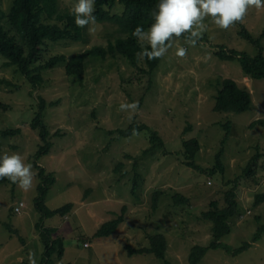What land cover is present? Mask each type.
Returning a JSON list of instances; mask_svg holds the SVG:
<instances>
[{
    "label": "rangeland",
    "instance_id": "rangeland-1",
    "mask_svg": "<svg viewBox=\"0 0 264 264\" xmlns=\"http://www.w3.org/2000/svg\"><path fill=\"white\" fill-rule=\"evenodd\" d=\"M58 2L61 12H70L76 0ZM0 5L5 11L7 0H1ZM115 8L123 10L120 4ZM204 23L207 30L195 46L190 39L172 40L150 76L140 75L121 56H108L89 58L82 84L72 83L60 64L44 70L38 87L32 88L16 66H6L0 57V102L9 105V110L0 113L1 153L20 154L34 173L30 190L17 183L0 185V264H31L33 258L37 264H166L154 254L142 252L149 246L148 235L154 232L165 236L170 264H189L191 249L211 240V224L202 220L200 213L213 200L222 206L224 192L234 180L241 214L232 219L230 232L220 242L233 249L243 243L250 247L236 256L209 249L199 264H264V234L253 241L264 223V201L255 204L256 196L264 195V125L249 127L257 120L264 121V79L246 76L238 60L222 61L214 56L220 46L251 58L257 55V48L241 35V27L253 38H260L264 55V7L250 6L243 19L228 29L219 28L211 17ZM4 27L10 36L15 35L5 22ZM85 34L82 43L48 42L40 63L52 56L70 57L95 46L106 47L123 36L116 25L96 22L86 25ZM180 47L187 50L183 57L177 55ZM225 78L249 90V110L214 111L216 80ZM39 98L46 102L43 123L54 135L50 152L38 160L55 178L45 205L54 210L72 203L65 216L43 218L34 205L39 183L34 156L42 143L30 124ZM125 102H137L138 108L122 111L120 104ZM133 122L149 126L163 145L144 154L153 146L151 134L140 131L123 138L115 132ZM226 122L231 126L221 158L223 171L210 176L207 172L214 166ZM17 128V135L2 136L3 131ZM193 138L199 141L195 160L203 172L188 167L181 153L182 142ZM258 151L262 156L256 172L246 176L243 169ZM134 181L136 195L130 191ZM154 190L165 194L153 210ZM176 193L188 203H175L172 197ZM20 201L24 207L14 213L12 209ZM122 213L123 222L111 236H94L103 223ZM36 225L57 228L52 237L63 238L61 258L55 252L49 262L44 261ZM8 226L18 234L10 233Z\"/></svg>",
    "mask_w": 264,
    "mask_h": 264
},
{
    "label": "trees",
    "instance_id": "trees-1",
    "mask_svg": "<svg viewBox=\"0 0 264 264\" xmlns=\"http://www.w3.org/2000/svg\"><path fill=\"white\" fill-rule=\"evenodd\" d=\"M1 3V0H0ZM158 0H96L95 11L93 15L96 17V23H111L116 25L118 32L123 34L121 38L114 42L109 41L106 47L95 46L82 52L74 53L70 57L64 55L52 56L45 59L44 63H40L42 59L43 46L48 42H84L85 30L79 28L74 22V17L70 15L69 11L61 12L59 10L58 0H7V8L4 11L0 5V57L5 59L6 66H16L17 71L24 76L31 84L32 88H37L44 70H51L60 64L64 65L65 75L69 77L72 83L82 84L86 71V65L89 58L105 59L106 57L121 56L126 62L135 69L140 75L150 76L158 67L162 57L148 60L142 58L140 53L142 47H147V44H142L136 37L132 35L133 29L140 25L145 30L153 22V13L156 9ZM123 6V10L116 9V5ZM3 21V22H2ZM4 22L10 26L15 35H11L9 30L4 27ZM239 22V21H237ZM241 35L250 40L257 48V55L254 58L246 54H241L236 50H225L220 46L214 51V56L222 61L238 60L240 62L243 73L253 79H264V55L262 53V46L259 39L253 38L248 32L241 27ZM174 39H189V34L184 33L180 37H173ZM171 40V41H172ZM170 41V42H171ZM143 64V66H142ZM7 85H11L6 80H1ZM216 94L214 96V111L217 112H234L242 113L250 109L252 104L251 93L240 87L236 81L230 78L216 80ZM37 112L31 121L30 127L38 132L40 141L37 152L35 153L34 167L37 171L39 183L37 186L38 195L34 198V205L36 209L43 215V218L52 217L54 215L65 216L72 207V203L63 205L58 209L51 210L46 207L45 201L48 189L55 182L54 174L47 172L38 164V160L47 155L52 147L51 135L46 125L43 123V112L46 108V102L39 98L37 103ZM9 110V105L0 102V113ZM255 123L264 125V121L257 120L249 125L253 127ZM230 122L222 124L225 133L220 142V148L215 156L214 166L208 169L210 176L218 171H223L222 153L224 145L226 144L230 133ZM147 131L151 134L150 141L153 143L151 148L144 151V154L151 152L154 148L163 143L157 136V133L152 131L146 124H137L133 122L125 129H118L115 132L123 138L129 137L136 132ZM20 129L5 130L2 136L17 135ZM112 133V132H111ZM155 143V144H154ZM184 157L188 160L186 165L203 172L204 170L196 164V155L198 154L200 145L196 138L182 142ZM2 152V145L0 144V153ZM262 154L258 151L256 155L252 156L243 171L246 176L253 175L257 169V161ZM122 163H118V168ZM206 172V171H205ZM14 184L9 179H0V185ZM135 181L131 185V194L136 195ZM165 191L154 190L152 195V209H156L159 200ZM173 200L178 204L188 203V199L182 194L176 193L173 195ZM223 205L220 206L216 200L210 201L208 208L200 213V218L210 225L211 240L207 245H196L191 249L189 254V264H199L202 258L206 255L209 249H222L232 256H236L242 251L249 248L248 243H243L240 247L233 249L231 246L220 242L222 237L230 232L231 221L233 218L237 219L241 214L239 202L237 199V181H233L231 188L224 192ZM264 201V195H257L255 204ZM14 205L12 211L15 213ZM123 212L125 207L122 208ZM123 213L116 219L103 223L96 231L95 237H109L111 236L118 225L123 222ZM260 222L259 218H256ZM39 229V237L44 247V261L49 262L51 255L55 252L61 258L64 253V241L61 237H52L57 231L54 227H44L36 225ZM42 227V228H41ZM10 233L18 234V231L13 230L8 226ZM264 234V223L259 225V228L254 235L253 241H259ZM149 246L142 249L146 254H154L156 258L162 260L166 264H170L166 260V238L164 235L154 232L148 235ZM22 241V239H21ZM130 253L134 251L129 250Z\"/></svg>",
    "mask_w": 264,
    "mask_h": 264
},
{
    "label": "clouds",
    "instance_id": "clouds-1",
    "mask_svg": "<svg viewBox=\"0 0 264 264\" xmlns=\"http://www.w3.org/2000/svg\"><path fill=\"white\" fill-rule=\"evenodd\" d=\"M95 3L96 0H76L69 14L74 17L77 27L84 28L89 23L95 22L96 17L93 15ZM250 6L262 8L264 0H158L153 13V22L148 29L145 30L137 25L132 35L138 41L147 43V47H142L141 57L154 60L167 53L173 37H180L184 33L189 34V39L195 46L207 30V25L204 23L207 17H211L219 28L228 29L235 22L243 19ZM186 51L185 48L180 47L177 55L183 57ZM137 108V102L120 104L122 111L134 112ZM4 178L17 183L25 191L34 187L32 165L26 163L18 153H0V179ZM87 246L86 244L85 247ZM31 264H37L35 258L31 260Z\"/></svg>",
    "mask_w": 264,
    "mask_h": 264
},
{
    "label": "built area",
    "instance_id": "built-area-1",
    "mask_svg": "<svg viewBox=\"0 0 264 264\" xmlns=\"http://www.w3.org/2000/svg\"><path fill=\"white\" fill-rule=\"evenodd\" d=\"M21 207H23V203H19L17 206H15L14 211H15L16 213H19ZM85 246H86V244H85Z\"/></svg>",
    "mask_w": 264,
    "mask_h": 264
}]
</instances>
